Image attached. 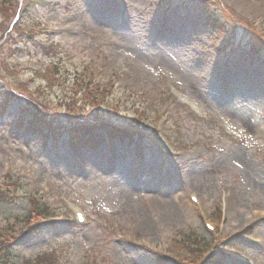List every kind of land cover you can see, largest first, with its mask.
<instances>
[{
    "label": "rangeland",
    "instance_id": "374dc122",
    "mask_svg": "<svg viewBox=\"0 0 264 264\" xmlns=\"http://www.w3.org/2000/svg\"><path fill=\"white\" fill-rule=\"evenodd\" d=\"M27 1L0 2V89L24 97L0 115V180L14 186L24 176L21 189L12 186L13 197L0 202V234L14 232L11 260L198 264L174 237L186 243L192 232L210 239L200 226L201 210L242 252L218 254L224 264H264V54L259 61L225 51L249 42L251 31L264 44V8L256 0H35L36 9L26 14ZM82 78L102 95L85 92ZM88 96L105 113L108 103L116 106L121 122L156 128L158 145L145 140L135 153L115 140L111 161L105 147L83 149V173L70 148L74 138L63 134L43 146L23 129L26 99L76 119L92 113ZM223 123L240 129L248 143L224 135ZM142 157L143 175L136 165ZM157 164L164 168L160 186L139 181ZM27 184L53 205L54 228L37 213L31 223L45 225L37 234L28 231ZM67 201L84 210L85 223L75 225ZM212 238L208 250L224 236Z\"/></svg>",
    "mask_w": 264,
    "mask_h": 264
},
{
    "label": "trees",
    "instance_id": "16d2710c",
    "mask_svg": "<svg viewBox=\"0 0 264 264\" xmlns=\"http://www.w3.org/2000/svg\"><path fill=\"white\" fill-rule=\"evenodd\" d=\"M34 1L35 0H29L26 9L27 11L26 14L36 9L34 5ZM214 25H216L215 22ZM45 53H49V52L45 51ZM21 96L22 94H20L19 92H14L11 88L6 89L5 91L0 90V113H2L4 108L7 107L11 102L21 99L23 97ZM30 101H33L32 98H30V100L26 99L24 105L21 107L23 111H26L30 115V119L27 122V126L25 127V130H29L32 133L39 134V136L44 140H47V138L51 136L53 129L58 132L65 129H71L73 131L80 130L79 132L81 133V137L82 136L85 137L82 140L83 146H86L88 148H97L102 143L100 133L94 127H92L90 123L88 122L87 123L85 122L83 124L75 123L68 116L60 117L61 115H59L58 112L52 110L53 112H55L52 113L49 110L42 108L43 105L41 102L40 105L37 106L36 104H34L35 102L31 103ZM92 118L94 117H91V119ZM67 125H71L73 128L66 127ZM75 127H78L79 129H74ZM105 131L111 137L112 135H115V133L121 135L119 136L120 138H124L123 136L126 135L125 131H122L118 127L110 126V125H108V130L105 129ZM6 201H9L8 196L0 191V202H6ZM187 239L193 244L202 245V243H199V240L197 238L187 237ZM204 244H207V242H204ZM9 255H11V252L9 250V245L8 244L2 245L0 243V261L2 262V264H11L10 259H8ZM211 258L212 259H210V262L218 261V258L217 257L215 258V255H212ZM158 259L161 262H163L164 260V258L161 257H159ZM27 263L29 262L27 261ZM29 264H33V263L30 262ZM48 264H53V263L49 262Z\"/></svg>",
    "mask_w": 264,
    "mask_h": 264
},
{
    "label": "bare ground",
    "instance_id": "6f19581e",
    "mask_svg": "<svg viewBox=\"0 0 264 264\" xmlns=\"http://www.w3.org/2000/svg\"><path fill=\"white\" fill-rule=\"evenodd\" d=\"M241 1H245V0H241ZM256 2H258V3L255 4V6H257V7L261 6L262 8H264V0H256ZM141 225L145 227V224L142 223Z\"/></svg>",
    "mask_w": 264,
    "mask_h": 264
},
{
    "label": "snow or ice",
    "instance_id": "6c2138e0",
    "mask_svg": "<svg viewBox=\"0 0 264 264\" xmlns=\"http://www.w3.org/2000/svg\"><path fill=\"white\" fill-rule=\"evenodd\" d=\"M81 219H83V218L81 217Z\"/></svg>",
    "mask_w": 264,
    "mask_h": 264
}]
</instances>
